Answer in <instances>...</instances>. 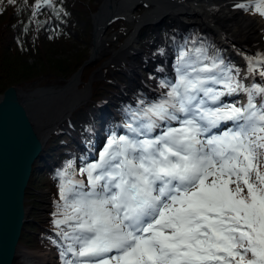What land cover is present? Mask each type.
Returning a JSON list of instances; mask_svg holds the SVG:
<instances>
[{
	"label": "snow or ice",
	"instance_id": "snow-or-ice-1",
	"mask_svg": "<svg viewBox=\"0 0 264 264\" xmlns=\"http://www.w3.org/2000/svg\"><path fill=\"white\" fill-rule=\"evenodd\" d=\"M253 3L264 17V0ZM185 55L177 81L161 85L169 91L126 125L134 135L110 136L80 169L87 184L60 173L64 264H264V85L245 86L215 57ZM256 64L264 59L249 58V75ZM240 92L246 104L223 102ZM163 121L179 126L149 138Z\"/></svg>",
	"mask_w": 264,
	"mask_h": 264
},
{
	"label": "trees",
	"instance_id": "trees-1",
	"mask_svg": "<svg viewBox=\"0 0 264 264\" xmlns=\"http://www.w3.org/2000/svg\"><path fill=\"white\" fill-rule=\"evenodd\" d=\"M43 1H50V3L36 12L37 5ZM86 1H90L93 5L88 3L87 7ZM95 10L94 0H0V94L10 87L29 91L35 88L59 89L64 86L89 57L87 46L91 40V13ZM82 21H84V29L81 31ZM131 29L126 22L118 21L111 26L108 33L115 31L124 35L125 31L129 32ZM76 37L80 41L78 47L73 44ZM183 37L175 24L166 23L160 27L148 26L139 33V47L145 55L155 56L158 51L167 47L174 54L175 59L176 52L181 55L186 54L185 61L190 64H196L198 60L209 63L210 60L204 57H215L218 61H223L224 67H230L231 74L243 83L241 67L231 60L225 65V57L215 54L214 50L218 47L215 36L203 34L199 28H191L184 44ZM181 45L183 47H180ZM198 49L200 52H197ZM96 67L83 68L81 75L83 84L87 82L91 71ZM142 72L149 83L166 84L157 76L153 68H143ZM102 77L92 83L89 101L77 109L71 119L65 123L67 131L59 130L52 134L42 155L36 160V167L25 193L26 207H33L28 202L33 203L32 197L35 198L37 195H30V193L35 191L39 184L40 188L45 186L55 191L54 193H57L55 197L60 199L59 185L62 171L68 172V176L64 178L65 181L81 180L86 174L81 175L80 169L92 162H89V152L84 149V144H88L91 148L90 144L93 143V136L89 131L94 122H99L94 115L98 104L105 103L102 112L106 116L101 130L105 143L99 152L106 146L110 136L132 137L134 135L126 125L138 126L140 121L135 114L140 113L152 102L147 103L144 93L139 89H135L132 96L137 104H143V108L121 96L118 86L122 87L128 82L122 69H105ZM137 138L140 139V137ZM99 152H96L98 158ZM69 165L77 168L78 177L69 173ZM36 176L39 177L36 178ZM51 194L54 196L53 193ZM31 216L29 212L20 243H26L34 249L48 247L58 254L61 264H64V259H72L70 253L64 258L61 257L66 243L65 241L63 244L60 243L63 238L57 232V229L67 230V226L61 225L57 228L50 220V224L44 226L41 218L34 217L35 220L31 221ZM61 218L62 216L57 214L53 220ZM27 226L33 230H28ZM39 233L44 235L43 239Z\"/></svg>",
	"mask_w": 264,
	"mask_h": 264
},
{
	"label": "water",
	"instance_id": "water-1",
	"mask_svg": "<svg viewBox=\"0 0 264 264\" xmlns=\"http://www.w3.org/2000/svg\"><path fill=\"white\" fill-rule=\"evenodd\" d=\"M124 1H127L128 4H124ZM167 1L171 5V8L183 5L181 0ZM48 3L47 1H43L41 5L44 6ZM116 4L122 5L121 9L129 10L133 14L132 16L138 14V9H146L149 6V4L141 0H104L97 13L92 17L90 55L62 88H35L24 91L18 87H10L3 94H0V264H15L19 249H23L19 241L29 213L25 206V193L33 170L36 167L35 162L40 158L46 143L41 142L36 132L35 124L33 123V112H44L49 107L55 105V102L62 100L64 90L71 84L77 86L81 83L80 78L83 68L85 66H93L97 62L94 53V43L97 41V38L103 39L111 26L118 21L129 24L124 15L116 16L117 14H113L112 10ZM105 6L106 10L110 11L109 16H104V14H107L104 13L106 10H103ZM145 11L141 16L146 14ZM166 23L176 24V21L168 18L164 13H157L155 16L149 15L147 20H143L138 28H133L130 32L133 31L139 44V33L143 28L148 26L160 27ZM195 24L180 25L177 23L176 26L187 29ZM201 31L202 33H210L214 36L216 34L212 29L206 27L201 29ZM187 33L184 32V36ZM217 43L221 44L219 40ZM146 57L154 58L153 56ZM156 59L154 58V61ZM110 61L111 58L90 75L84 88L89 86L91 92L94 76L99 75L101 77L102 69ZM89 95L91 94L89 93ZM82 102L75 109L78 106L81 107L83 105ZM48 111H50V108ZM68 118H71V116ZM64 123L62 127H64ZM56 131L48 133L47 139Z\"/></svg>",
	"mask_w": 264,
	"mask_h": 264
},
{
	"label": "rangeland",
	"instance_id": "rangeland-1",
	"mask_svg": "<svg viewBox=\"0 0 264 264\" xmlns=\"http://www.w3.org/2000/svg\"><path fill=\"white\" fill-rule=\"evenodd\" d=\"M103 1L104 0H94V4L96 5V10L91 13V23H92L93 15L97 13V11H98V9L101 6ZM216 2L218 3V0H214V3H216ZM88 3L90 5L91 4L93 5V3H91L90 1H86L85 5L87 7H88ZM185 6H187V5L185 4ZM245 6L248 8V10H245V9L242 8L241 9L242 15L245 16V17H248V18H253V19L262 21L263 25H264V17H261L259 14H257L255 12L254 3L252 2V3L246 4ZM39 7H42V5H39ZM39 7H37L35 9L36 12H37V9ZM145 10L146 9H142V8L138 9L137 16H141V14ZM172 19H174L176 21L175 25H177V23H179L180 25H183L181 22H178L177 18H175L174 16H173ZM180 20L183 21L185 24L196 23L195 25H193L191 27H188L187 29H184L181 26H179L183 32H188L189 33L188 30H190L191 28L192 29H195V28L198 29L199 28L201 30L204 27H206V26H204V24H202L200 22L191 21L188 15L181 16ZM83 22L84 21L81 22L82 23L81 24V31L84 29V23ZM128 22H129V25H131L130 27L132 28V30H133V28H138V26H140V24H138L136 22L135 23H131V21H128ZM206 28H208V27H206ZM110 29H109V31H110ZM213 31L216 32L215 37H216L217 41L219 39H221L219 37L218 31H215V30H213ZM237 31H239V30H237ZM90 34L92 35V30H91ZM123 34L124 35H122V33L120 34L118 32L112 31L110 34L108 33V34H106L104 36V39L107 41V46L105 47V48H107V50H105V52L103 51L100 56L95 57L97 62L92 67H95V66H97V67L91 71V74L94 71H96L102 64H104L105 62L109 61L110 58H111V61H110L111 64H110V62H108L106 64V67L102 69V76H103V72H104L105 69H109V68L122 69V71L126 74L128 80L131 81V83L129 81L126 82V84L121 88L122 89L121 94H122L123 97H125L126 99H128V101H130L132 103L131 100H133V96L132 95L134 94V90L135 89H139V90L141 89V90H143V92L146 95V97H145L146 101H149V100H152V99L149 97V95H147L148 91L150 92V90H153V91L155 90V92H157L160 95H156L154 97L153 101H155V102L159 101L160 99H162V94H166L168 92V90L166 88L162 87L161 85L158 86V87H155L154 84L149 83L148 81H146L144 79L143 75H142V69L150 66V68H154L158 72L161 71L163 69V66H160L159 63L156 62V61L160 60L162 58V54H164L166 56L167 55L166 51L165 52L161 51L160 54L158 53V55L156 56L157 59H156V61H154V58H152V57L149 58V57H144L143 56V54L141 53L139 44L137 43V44L134 45L136 50H137V52H138V54H139L137 57L132 58V56L127 55V56L124 57V59H123V56H121L117 60L116 55L118 53H120L124 49V47L127 46L129 39L132 37L133 31L132 32L125 31ZM261 34H262V43L264 44V26H263V29L261 31ZM231 39H232V37H231ZM220 42H221V44H220V47H221L220 50L221 51L220 52L225 54V55H232L233 56L234 60L239 64V66H241L242 78H244V80L246 81L248 86L251 85L252 83H258V82L260 84H264V79H261V77L258 74H257L258 76L255 75L252 79H250L251 82H249V80H248V76H249V72H248V68L249 67L248 66L249 65H247L246 63L249 62V58L248 57H253L252 55L249 56V52L242 50L243 47H240L239 43L235 42L234 40H233L234 43H230V42L225 41V39L223 38ZM73 44L76 47L79 46L80 41H79L78 37L75 38V40L73 41ZM87 47L89 48V55H90L91 40H90V44ZM94 47H95V43H94ZM247 49H249V46L246 48V50ZM231 50L232 51L234 50L236 52V55L232 54ZM47 52H49V51H47ZM216 52L220 53L219 51H216ZM237 55H241V56L243 55L242 58H243L244 61L238 59ZM170 57H171V55H169V59H170ZM163 65H165V64H163ZM133 69L135 70L134 72H133ZM168 69L171 71V73H173V77L171 79H168V80H173L174 79L172 81V84H173V83L176 82V78L178 77V75H175V73H177V69H170L169 66H168ZM174 75H175V77H174ZM102 76L100 77L99 75H95L93 82H95V80L102 79L103 78ZM161 77H162V79H166L167 80V78L165 77V75L163 73L161 74ZM80 80H81V78H80ZM88 80H89V78H88ZM88 80H87V82H88ZM87 82L85 84H83L82 81H81V83H79L77 86H75L77 91H85V90H87V96L85 97L83 102L81 101L83 103V105H85L89 101L90 96H91V95H89V91H90L89 86L84 88L85 85L87 84ZM73 85L74 84H72V87H73ZM244 85H245V83H244ZM221 86L218 87L217 89L218 90H223L221 88ZM91 91H92V88H91ZM63 94L64 95H63L62 100L58 101V102H55V105L49 107L50 111H48L49 108L46 109L45 110L46 113L57 112L60 108H62V106H64L65 99H66V94L69 95L68 88L66 90H64ZM90 94H91V92H90ZM81 102L76 103L72 108H70L66 112L67 113L70 112L71 114H74L77 111V109L80 108V106H78L76 109H75V107L77 105H79ZM233 102L235 103L234 100L225 101V103H233ZM255 103H257V105H259L260 104V100H258V101L255 100ZM55 106H56V108H55ZM66 112L60 118L61 121L64 118L68 117ZM60 119L56 123L57 129H61V127L63 126V123H61ZM174 122H176V121H172V124H168V125H166V124L161 125L160 124L161 126L159 127L158 134L156 133V134L153 135L152 133H150L149 134V138H152V137H155L156 135L161 134L165 130V128L168 127V126L178 127L179 126L178 122H176V125H174L175 124ZM56 125H55V127H56ZM225 130H222L221 133L223 131H225ZM63 131L65 132V131H67V129H64ZM50 137H51V135H50ZM142 138H143V136H142ZM100 139H102V138H101L100 135H98L97 142H99ZM97 146L98 145L95 144L94 149ZM94 149L92 151H94ZM89 162H93V160H89ZM68 170L72 173V175L75 174V177H78V174H76L77 173V168L76 167H73V166L68 167ZM37 177H39V176H36V178ZM76 180H80V179H76ZM81 180H83L84 183L86 184L87 183V175L86 174L83 175ZM40 186L41 185L39 184V187L35 191H32L30 193V195H34V194L37 195L35 198L32 197L33 203L28 202V204H31L33 207L30 206V207H26V208H28V209L31 208L29 210L30 214H32L31 221L35 220L34 217H39V218L42 219V222H43L44 226L47 225V224H50V221L55 226V223H54L55 220H53V217L58 214V207L57 206L58 205H62L63 201H61L60 199H57L55 197L57 195V193H54L55 191H52L50 188L45 187V186H42V188H40ZM51 193H53L54 196H52ZM32 209H34V210H32ZM27 228H28V230H33L32 228H30V226H27ZM59 231L60 230L57 229V232H59ZM55 232H56V227H55ZM40 236L43 239L44 235L42 233L40 234ZM41 242H42L41 246H43V241H41ZM19 243H20V241H19ZM20 245L23 247V250L18 253V258H17V261L15 262V264H50V263L51 264H61L59 257H57V255L52 250L48 249V247H46V248L40 247L38 249H34V248L30 247V245L29 246H28V244L26 245V243L25 244H21L20 243ZM112 254H114V253H112ZM112 254H110V255H112ZM71 258H72V256H71Z\"/></svg>",
	"mask_w": 264,
	"mask_h": 264
},
{
	"label": "bare ground",
	"instance_id": "bare-ground-1",
	"mask_svg": "<svg viewBox=\"0 0 264 264\" xmlns=\"http://www.w3.org/2000/svg\"><path fill=\"white\" fill-rule=\"evenodd\" d=\"M141 1L149 4V6L146 8V14L143 16H137V15L132 16L133 14L129 10L121 9L122 5H117V4L114 6L112 12L115 15L117 14L116 16L124 15L127 21H131V23L136 22L140 25L142 24L143 20H147L149 15L155 16V14L157 13H164L168 16V18H173L174 16L175 18H177V21L181 22L182 24L185 23L180 20V17L183 15H188L191 21L200 22L209 29L218 31L219 37L221 38L219 39V41H221L224 38L225 41L227 42L234 43L233 42L234 40L235 42L239 43L240 47H243L242 50L249 52V56L250 55L253 56L248 58L264 59V44L262 43V34H261V31L264 26L263 22L243 16L241 13L242 8L238 7V5L240 4L246 5L252 3L253 0H218V3L217 2L214 3V0H181L183 5L180 7L176 6V8H171V5L168 3L167 0H141ZM124 4L127 5L128 4L127 1H124ZM185 4L187 6H185ZM103 10L104 11L106 10V6L104 7ZM109 12H110L109 10H106L104 13L107 14H104V16H109L110 15ZM228 36L229 37L231 36L233 40L231 39V37L229 38ZM135 44H137L136 37L134 34H132V37L129 39L127 46L124 47V49L116 55L117 60L121 56H123L124 59V57L127 55L132 56V58L137 57L139 54L134 46ZM106 46H107V41L104 38L103 39L97 38L94 47L95 57L100 56L103 51L105 52V50H107V48H105ZM248 46L249 49L246 50ZM232 54L236 55V52L233 50ZM242 57L243 55L242 56L237 55V58L240 60H243ZM168 58H169L168 54L166 56L162 54V58L158 60V63L161 62L162 64H165L166 61L169 60ZM246 64L249 65V62H247ZM254 67L256 69V72L252 75H249L248 80L252 79L255 75H257L260 70H264V65L261 64H256L254 65ZM134 71L135 70L133 69V72ZM164 74L166 78L173 76V73L169 72L168 70L164 71ZM74 85L72 87L71 84L68 87L69 95L66 94L64 106H62V108H60L57 112H51V113H46L45 111L42 113L33 112L34 118L33 117L32 118H33V123L35 124L36 132L39 135L41 142H46L44 145V149L48 142L47 139L48 133L50 134L55 130L59 131L64 128L62 127L61 129H57V125H56L57 121L65 114L67 110L72 108L76 103L84 101L85 97L87 96V90L77 91ZM150 92L148 91V95L150 98H154L156 95H160L157 92H155V90L154 91L150 90ZM257 99L260 100L259 97H257ZM67 116L72 117L73 114L69 112L67 113ZM67 118H64L61 121V123H64L67 120L71 119V118L68 119ZM104 143L105 140L101 142V146L99 149L103 147ZM60 243L63 244L64 240L61 239ZM19 252L20 250L18 251V253Z\"/></svg>",
	"mask_w": 264,
	"mask_h": 264
}]
</instances>
